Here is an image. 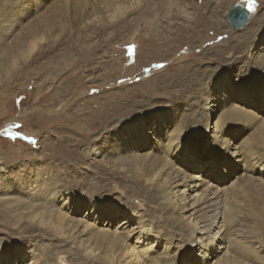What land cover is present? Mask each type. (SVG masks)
Masks as SVG:
<instances>
[{"label": "rangeland", "instance_id": "rangeland-1", "mask_svg": "<svg viewBox=\"0 0 264 264\" xmlns=\"http://www.w3.org/2000/svg\"><path fill=\"white\" fill-rule=\"evenodd\" d=\"M237 1L247 6L251 2L254 12L252 19L239 29L232 27L227 18ZM101 2L0 0L2 264H40L41 260H35L47 256L52 264H115V261L120 264L125 260L123 253L112 252L111 245L100 240L99 231L105 230L126 234L125 243L130 247L148 248L145 264H157V261L202 264L201 256L194 258L197 252H202L198 251V242L189 246L191 237L185 232L192 223H187L185 217L192 213L190 217L197 220L198 213L188 211V205L203 187L207 191L213 181L228 188L226 203L230 210L226 225L230 235L235 237L236 227L250 236L249 246L254 247L249 250L234 243L227 249L238 260L264 264V123L261 121L241 119L234 127L236 137L232 141L235 145L247 141L249 144L244 147L253 146L260 152L262 162L254 164L247 157L238 163L235 156L231 159L222 156L216 171L206 169L212 159L209 154L203 153L199 163H188L179 155L172 158L169 167L182 177L176 189L186 190L181 200L187 207L180 215L178 208L174 209L155 190L151 191L148 181L132 178V171L135 175L152 174V163L137 164L135 156L162 154L157 149L158 140L167 144L175 134L172 120L166 118L170 111L177 114L176 119L181 117V121H187L186 124L203 134L206 109L202 97L206 89L200 91V88L218 74L217 70L226 69L224 75H230L235 86L244 82L253 86L252 81L264 77V67L258 65V60L264 59V49L258 50L264 47V42L259 41L257 47L250 43L239 48L256 28L264 30V0H230L227 6L223 5L226 10L219 7V0H123L122 7H127L120 16L119 10L112 15L103 9ZM254 16H260L262 21L253 23ZM49 24L54 27H48ZM31 25L41 29L35 49L31 42L23 40L24 44L20 41L22 37L19 39ZM185 54L183 61L175 60ZM158 66L163 70L155 69ZM185 69L191 75L179 77ZM200 73H204L203 77ZM258 100L244 106L253 109L263 120L264 102L257 104ZM214 104L217 102L210 103L211 110H219ZM158 113L166 118L162 124L157 122ZM215 119L214 116L210 119L212 126ZM130 122L138 125L137 129L144 122L148 135L135 141L133 138L131 148L119 150L116 146L120 144L115 139L119 133L117 126ZM26 133L33 135V141L24 138ZM211 141L210 137L205 138L202 147L209 149ZM194 174L199 179H191ZM37 177H40L38 181L57 178L62 197L57 192L54 202L43 199L46 192L41 194L31 185ZM190 179V184L200 181V189L183 188ZM2 188L6 189L1 191ZM88 202L101 204V212L90 210L91 204L87 208ZM37 204L41 205L36 213H61L65 223L66 216L83 219L84 224L79 222L78 228H86L73 241H62L59 234L45 231L47 226L36 230L38 218L47 220L42 214L34 217L30 214L31 206ZM124 207L129 210L136 207V210L129 213L131 221L121 226L128 213ZM88 224L91 226L87 227ZM148 229L151 232L141 240L140 236ZM148 240L151 245H147ZM77 241L91 245L87 254L91 253L92 257L98 254L100 260H79L80 254L75 252ZM215 243L219 244V240ZM61 252L67 256L66 261L61 262L62 256L57 258ZM218 255L221 257L223 253Z\"/></svg>", "mask_w": 264, "mask_h": 264}, {"label": "bare ground", "instance_id": "bare-ground-1", "mask_svg": "<svg viewBox=\"0 0 264 264\" xmlns=\"http://www.w3.org/2000/svg\"><path fill=\"white\" fill-rule=\"evenodd\" d=\"M121 1H123V0H103V2H101V3H104L103 9H106V11H110L111 12L110 14L116 15L118 13L117 15H119V13H121V10L124 7H127V6L122 7ZM219 1H220L218 3L219 7L226 10L227 7L225 8V7H223V5L226 4V6H227L228 2L230 0H219ZM95 2H97V1H95ZM117 2L120 4L116 5ZM101 3H99V4H101ZM236 3H240V2L237 1ZM243 4L246 5L245 3H243ZM117 10H119V12L116 13ZM253 13L254 12H252V15H253ZM258 14H257V16H258ZM252 15H251V17H252ZM210 16H211V18H215L217 15H210ZM256 17L254 18L255 21L253 20V23H258V22L262 21V20H259L260 16L257 18ZM42 22H41V24H42ZM50 26L51 25L49 24L48 27H50ZM51 27H54V26L52 25ZM40 33H41V29L39 26H35V27L32 26L30 29L27 30V33L24 36L23 35L19 36L20 38L17 37L16 39L18 41V38L21 39V37H22V40H20L21 42L23 40L24 41L26 40V42L28 44L31 42L33 45V48L35 49L36 48L35 45H37V40H38L37 38H38V35ZM251 36L252 37H249L246 40L247 43L245 42V44L240 45L239 48H242L243 46L248 45L250 43H252L251 45H254V43H255L256 47H257L259 41L264 42V30L261 28H256V32ZM22 43L25 44V42H22ZM24 44H22V45H24ZM236 45H237V43H236ZM27 47H25V48L27 49ZM260 49H264V47L258 48V50H260ZM18 50L19 49H17V51ZM15 51H16V49H15ZM19 52H21V50ZM19 54H21V53H19ZM23 54H24V52H23ZM13 55H15V54H13ZM16 55H15V57H16ZM186 55L187 54L182 55L180 58H177L175 60L183 61V59L186 58ZM4 57H6V56H4ZM4 59H6V58H4ZM220 59H223V57L221 56ZM172 62L173 61H171V63L169 65H171ZM3 63H4V61H3ZM258 63H259L258 64L259 66L264 67V59L258 60ZM159 67H161V66H158L155 69H158ZM187 67L190 68V65ZM161 68H160V70L162 71L163 68L162 69ZM151 70H150V72H151ZM224 72H226V69H221L220 71L217 70L218 74L216 76H214V78L210 79L208 82L206 81L204 83V87H201L202 89L200 88V91H202L204 88L207 90V93L205 90V92L203 93V97H202V98H204V109H206V111L203 114L204 118H205V121H203L204 123H202V125L205 126L203 128L204 129L203 134L195 131L194 130V129H196L195 126H193V125L191 126V124H186L187 121L186 122H185V120L181 121L182 120V119H180L181 117L179 119H176L177 114H174L172 111H170L169 114H167L166 118L169 121L172 120V123H170V124H174L175 134L169 139V142L167 144L165 142L162 143V139L158 140V143H157L158 148L157 149L162 154L158 155V154H155L153 152V154H150V153H147V155L145 154L146 156L141 155L143 158H139L140 155L135 156V158H136L135 160H136L137 164L146 165V164H149V162L152 163V174H150V175L136 174L135 175V173L132 170H130V171H132V178H134L136 180H140L142 178L144 181H146V182L148 181L149 182V188L152 189L151 191L155 190V193L157 192L158 197H160L168 205L172 206L174 209L178 208L179 209V215L182 214L183 210L187 207L186 206L187 203L185 204V202H182V200H181V199H183L182 197L184 196L186 190H181L180 188L176 189V187H178L177 181L180 182L182 180V177H179V174L175 170H173V168L169 167V163L171 162L173 157L176 158V156L179 155L180 158H182L183 160H185L188 163L192 162V161H196V163H199L201 155L209 154L212 159L207 162L206 169L214 168V169H216V171L218 170L217 169L218 168V161L219 162L221 161L222 156L224 159H226L227 157H230V159H231L232 157L235 156L238 159V160H236V161H238V163L244 161V159H246L247 157L251 158V160L253 161L254 164H256L258 161H261V159H262V157L259 156L260 152L259 153L256 152V150L253 148V146L252 147H249V146L244 147V146H247V144H249L247 141L242 142L239 145L238 144L235 145L234 141H232L233 140L232 138L236 137L234 127L236 126V124L241 123L242 120H249L251 122L261 121L262 123H264V119L262 120L258 114H254L253 109H249L247 106L246 107L244 106L245 104L248 105L247 103H249V105L252 102L255 103L257 101V98H259L257 104L261 103V101L264 102V77L260 78L257 81H252L253 86H251L249 82L240 83L241 85L236 84V86H235V83L233 82V79L230 78V75H228V74L224 75ZM152 73H154V72H152ZM200 74H201V77H203L204 73H200ZM179 75L184 76V75H191V74H189L188 69H185L183 72L181 71L178 74V76ZM181 76H179V77H181ZM224 81H227V83L225 84ZM224 84H225V86H224ZM196 88H199V87H195L194 89H196ZM181 100H182V98H181ZM212 102H215V103L217 102V104H214V106L219 107V110H215V109L211 110L210 103H212ZM213 116L216 119H215V124L212 126L211 125L212 121H210V119ZM166 118L163 114H160V113L157 114V122L159 124H162V119H166ZM179 120H180V124L178 123L179 125H177V122ZM144 125H145V123L143 122L141 124V126L138 127V129H137L138 125L136 126L135 123L132 124L131 122L129 124L123 123V124L117 126L118 127L117 131L119 133H118V135H116L115 139L118 141V143L120 145H118L116 147L119 148V150L131 148L130 146H131V143L133 142V140H132L133 138L135 141L136 139H140V138L144 137L145 134L148 135V133H147L148 131H146ZM231 130H232V132H231ZM191 131H194V132H191ZM126 133L128 134L127 138L125 137ZM153 134L156 135L155 139H157V132L155 131V133H153ZM207 137L208 138L210 137V139H212L211 146L209 149H205L202 147V144L204 143L205 138H207ZM24 138L28 141H33V139H34L33 135L31 133L24 134ZM208 141L209 140H207V142ZM210 149H212V150H210ZM114 151H115V149H114ZM203 153H205V154H203ZM126 154H127V152H126ZM245 162H246V160H245ZM241 165L244 166V164H241ZM248 165H249V163H248ZM257 166H258V164H257ZM237 167H238V165H237ZM244 169H245V167H244ZM214 171L215 170L210 171V173H213ZM143 173H145V172H143ZM199 177L200 176H196L194 174L193 177H191V179L193 178V180H195L196 178L199 179ZM38 178L40 179V177H37V181L35 184L32 182L34 184V186H33V184H31V185H32L33 189L34 188L38 189L37 191H40L41 194H43L44 191L46 192V195H44L43 199L48 198V200L54 202L56 200L55 195L57 194V192H58V195L62 197V193L59 194V187L57 185L58 184L57 178H46V179H42L41 181H38L39 180ZM191 179L188 181V183L191 181ZM0 180L2 181V179H0ZM3 182H4V179H3ZM209 182L210 181H208V183ZM198 183H201V182L199 181ZM198 183L196 180V181H194L193 184L189 183L187 185H184L183 188L191 189L193 187L194 188L197 187L196 189H198V188L200 189V185ZM209 184H210V188L208 185V190L206 191V188L203 187V189H201V193L199 192V194H200L199 196H198V194H197V197H192L190 195L193 199H192V202L190 203V205H188V206H190V208L187 210L188 211L193 210L194 211L193 214L198 213L197 220H194L195 216L192 218L190 217V215H192L191 212H190L191 214L189 216L185 217L187 220V223H192L191 228L186 229V232H185V234H187L189 237H191V239L189 241V246H193V245H195V243L198 242V245L200 246L198 251H202L200 254L197 252L195 254L194 258H196L197 256H201L203 259L202 264H254V262L252 263L251 261L248 262V261L238 260L227 249V248H229V245L234 244V243L240 244L241 247L244 249L251 250V249H254V247H252V245L249 246V242H251L249 240L250 236L242 233L240 230L238 231V229H236V227L233 230V231H235L234 232L235 237H233V235H230V231L228 230V227L226 225L228 223V222H226L227 212H228V210H230L228 207V204L226 203V190L228 189L227 185L226 184L220 185L219 183H215V181H213L212 184L211 183H209ZM1 185H3V184H1ZM0 187H3V186H0ZM45 187L47 190H45ZM206 187H207V185H206ZM29 188H31V187H29ZM57 188H58V190H57ZM4 190L2 188L1 191H4ZM198 191H200V190H198ZM17 203H20V201ZM90 204L91 203H89V202L87 203V205H86L87 208H89ZM33 205H34V203H33ZM40 205L41 204H37L36 206H31L30 214L33 217L42 214L43 216H45L47 218V220H40V218H38L37 222L39 223V228H37L36 230H40V231L44 230V228L47 226L45 231L49 230V232H51V234H53V233L59 234L60 237L62 236V241L64 239L65 240L66 239H72V241H73L77 238L78 232L81 233L84 231V228H86V226L83 229H81V227L78 228L79 222L83 223V221H84L83 219H76L75 217L72 218L70 216H66L65 217L66 223H65V221L63 219L64 215H62L59 212H58L59 213L58 215L56 213L50 214V211L49 212L48 211L47 212H41L40 211V212L36 213L37 209L40 210L39 209ZM47 207L49 208V205ZM129 207L128 208L124 207L128 213L125 214L126 220L123 221L121 226L124 225V223L125 224L129 223V220H130V219H128V216L130 217L129 213L135 212V210H136L135 209L136 207L131 208V210H129ZM74 208H77V202L74 205ZM74 208H73V210H75ZM101 208H102L101 204L95 203V204H91L90 210H93V212H95L96 214H99L101 212ZM109 209H111L113 211L115 210L114 208H109ZM51 210H54V209H51ZM78 210L79 209L77 208L75 211L77 212ZM44 211H46V210H44ZM52 212H54V211H52ZM93 212L89 211V213H91V214ZM44 213H46V215ZM137 213H138V211H137ZM232 213H233V211H232ZM228 216H230V215H228ZM82 223H80V226H82L84 224V223L83 224ZM89 226H91V225L88 224L87 227H89ZM93 226H94V224H93ZM100 230H102V229H100ZM99 232H101L100 233V235H101L100 240L107 242L109 245H111L110 250L112 252L115 253L116 251H118V254L123 253L125 260L120 262V264L121 263L122 264H145V256L148 253V248L147 249H144V248L140 249V248H138V246L130 247L129 246L130 244L126 245L125 239H127V235L123 234L124 235L123 236L121 234V232L116 233L115 231L110 232L109 230H105L104 232L103 231H99ZM150 232H151V230L148 229L145 234L140 236V239L142 240L143 237L147 236ZM51 234H49V235L51 236ZM40 237H41V234H40ZM147 239L150 240V237ZM149 240L147 241L148 242L147 245H151ZM216 240H219V244H217V245H215ZM81 241H83V240L81 239ZM77 242H78V245L75 247V252L81 255V256L77 255V258L79 260L83 259V258H85V260L91 258V260H96V262H98L100 260L101 257L98 256V254H96L95 257H92L91 253L87 254L89 246H91V245L88 246L85 242H83V243L80 241H77ZM94 249H96V247ZM113 249H115V250L113 251ZM214 249H216V251H218V253H216V255L214 254L216 252ZM210 250H214V251L210 252ZM219 253H223V255L221 257H219V255H218ZM60 256H62L61 262L66 261L67 256L65 255V253L61 252L57 256V258H59ZM151 256H152V253H151ZM0 257H1V253H0ZM217 257H219V258H217ZM194 258H193V260H194ZM214 258H216V259H214ZM120 259H121V257H120ZM39 260H41L40 264H52V259H50L48 256L46 259L44 257H41V258L38 257L35 260V262H38ZM55 261L58 263V261L56 259H55ZM32 263L34 264V262H32ZM0 264H2L1 258H0ZM35 264H38V263H35ZM115 264H118V263L115 261ZM157 264H159L158 261H157Z\"/></svg>", "mask_w": 264, "mask_h": 264}, {"label": "water", "instance_id": "water-1", "mask_svg": "<svg viewBox=\"0 0 264 264\" xmlns=\"http://www.w3.org/2000/svg\"><path fill=\"white\" fill-rule=\"evenodd\" d=\"M253 9L250 11L249 6L243 3H236L232 6L228 13V21L235 29L243 27L252 15Z\"/></svg>", "mask_w": 264, "mask_h": 264}, {"label": "snow or ice", "instance_id": "snow-or-ice-1", "mask_svg": "<svg viewBox=\"0 0 264 264\" xmlns=\"http://www.w3.org/2000/svg\"><path fill=\"white\" fill-rule=\"evenodd\" d=\"M249 10L250 11L252 10V4H251V2H249Z\"/></svg>", "mask_w": 264, "mask_h": 264}]
</instances>
